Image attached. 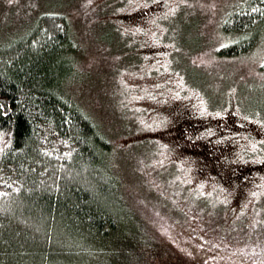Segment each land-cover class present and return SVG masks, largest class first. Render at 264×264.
Returning <instances> with one entry per match:
<instances>
[{
	"label": "rangeland",
	"instance_id": "1",
	"mask_svg": "<svg viewBox=\"0 0 264 264\" xmlns=\"http://www.w3.org/2000/svg\"><path fill=\"white\" fill-rule=\"evenodd\" d=\"M243 1L0 0L1 38L42 11L69 17L89 71L76 97L123 152L154 264H264V41L217 53ZM126 33L139 65L116 49Z\"/></svg>",
	"mask_w": 264,
	"mask_h": 264
},
{
	"label": "trees",
	"instance_id": "2",
	"mask_svg": "<svg viewBox=\"0 0 264 264\" xmlns=\"http://www.w3.org/2000/svg\"><path fill=\"white\" fill-rule=\"evenodd\" d=\"M243 2L223 20L220 56L264 41V0ZM118 42L139 65L138 41ZM80 51L69 17L52 10L0 37V264H154L125 197L123 152L76 97L89 74Z\"/></svg>",
	"mask_w": 264,
	"mask_h": 264
},
{
	"label": "snow or ice",
	"instance_id": "3",
	"mask_svg": "<svg viewBox=\"0 0 264 264\" xmlns=\"http://www.w3.org/2000/svg\"><path fill=\"white\" fill-rule=\"evenodd\" d=\"M261 63H264V61H261ZM217 115H219V113H217Z\"/></svg>",
	"mask_w": 264,
	"mask_h": 264
}]
</instances>
